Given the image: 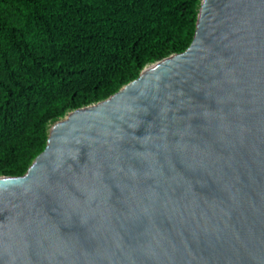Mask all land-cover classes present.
Instances as JSON below:
<instances>
[{"label":"water","instance_id":"95a60500","mask_svg":"<svg viewBox=\"0 0 264 264\" xmlns=\"http://www.w3.org/2000/svg\"><path fill=\"white\" fill-rule=\"evenodd\" d=\"M0 264H264V0H202L184 50L0 175Z\"/></svg>","mask_w":264,"mask_h":264},{"label":"trees","instance_id":"16d2710c","mask_svg":"<svg viewBox=\"0 0 264 264\" xmlns=\"http://www.w3.org/2000/svg\"><path fill=\"white\" fill-rule=\"evenodd\" d=\"M202 0H0V175H20L51 126L184 50Z\"/></svg>","mask_w":264,"mask_h":264}]
</instances>
